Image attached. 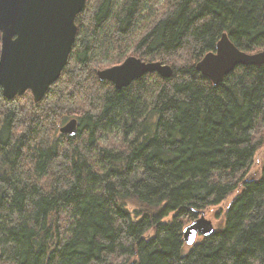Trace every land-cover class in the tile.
I'll use <instances>...</instances> for the list:
<instances>
[{"label": "trees", "instance_id": "obj_1", "mask_svg": "<svg viewBox=\"0 0 264 264\" xmlns=\"http://www.w3.org/2000/svg\"><path fill=\"white\" fill-rule=\"evenodd\" d=\"M75 24L39 103L0 88V264H264V165L247 176L264 148V64L216 86L195 69L222 33L264 50V0H87ZM129 54L173 73L98 80ZM70 118L73 137L59 133ZM226 200L214 233L186 246L183 228Z\"/></svg>", "mask_w": 264, "mask_h": 264}, {"label": "water", "instance_id": "obj_2", "mask_svg": "<svg viewBox=\"0 0 264 264\" xmlns=\"http://www.w3.org/2000/svg\"><path fill=\"white\" fill-rule=\"evenodd\" d=\"M86 1L0 0V88L5 99L12 100L28 91L34 103L43 99L68 62L77 33L75 18ZM263 64L264 50L243 52L222 33L214 51L206 53L195 69L216 86L239 66ZM151 73L169 78L173 69L160 61L128 56L120 64L97 70L96 76L121 90ZM78 126L77 118H70L59 127V133L73 137ZM214 231L212 221L201 212L183 228L182 240L186 246H193L198 237H208Z\"/></svg>", "mask_w": 264, "mask_h": 264}, {"label": "rangeland", "instance_id": "obj_3", "mask_svg": "<svg viewBox=\"0 0 264 264\" xmlns=\"http://www.w3.org/2000/svg\"><path fill=\"white\" fill-rule=\"evenodd\" d=\"M139 34H140V32H139ZM133 55L136 57L135 54H129V56H133ZM108 67H110V66H108ZM103 69H104V67H103ZM22 101L24 103V100H22ZM72 117H75V116H72ZM263 165H264V148H260L256 152V154L253 158V162H252L251 168H250L247 176H249L253 180L259 179V177L261 175V168L263 167ZM232 195H231V197H232ZM228 200H226L224 203H222L218 206L210 207V208H207L204 210L205 217L212 221L214 228H216V224L220 221V218H218L217 214L223 213V211L227 205ZM199 216H200V214L198 215V217ZM199 239H200V237H198L196 241H198Z\"/></svg>", "mask_w": 264, "mask_h": 264}, {"label": "bare ground", "instance_id": "obj_4", "mask_svg": "<svg viewBox=\"0 0 264 264\" xmlns=\"http://www.w3.org/2000/svg\"><path fill=\"white\" fill-rule=\"evenodd\" d=\"M208 53V52H207Z\"/></svg>", "mask_w": 264, "mask_h": 264}]
</instances>
